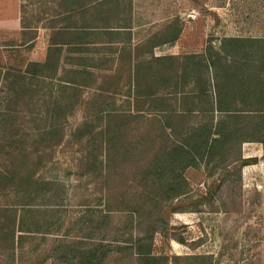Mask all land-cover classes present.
Listing matches in <instances>:
<instances>
[{"label": "rangeland", "instance_id": "obj_1", "mask_svg": "<svg viewBox=\"0 0 264 264\" xmlns=\"http://www.w3.org/2000/svg\"><path fill=\"white\" fill-rule=\"evenodd\" d=\"M108 2L112 9L101 24L105 20L108 24L103 25H133L137 41L150 39L141 44L142 56L149 46L173 36L177 29H181L178 39L161 44L157 54L200 52L209 40L217 41L224 35L264 36V0ZM58 3L0 0V102L16 93L10 90L14 79H6L9 72H16L10 70L12 67L25 70L30 61H45L52 32L46 27L50 22L46 18L58 10ZM22 24L29 28L22 30ZM36 33L37 40L21 44ZM96 44L91 43L92 51L85 52V58H91H87L89 64H95L102 56L94 53L101 47ZM64 48L65 60L74 61V56L79 55L69 46ZM105 56L104 68L90 67L95 70L93 75L87 79L78 77L87 80L88 86L61 88L58 78L74 77L70 70L75 63L65 62L56 78L28 76L26 86L19 90V103L9 99L0 104L3 110L8 106L20 110L19 116L7 124L5 133L0 125V169L14 168V158L5 150L18 146L11 134L15 124L21 128L19 145L26 149L20 157L23 161L17 164L27 174L36 170L35 178L41 179L40 188L37 185L30 194L29 190L26 192L25 199L31 203L24 214L22 205L14 204L23 200L22 194L12 189L7 194L0 193L2 221L5 209L1 207H14L18 216H25L26 226L32 230L25 233L21 244L16 243L14 253L9 243L0 245L1 263L78 264L83 248L100 246L106 253L102 264H137L132 249L136 237L154 232L152 252L158 258L152 264H264L262 143L243 144V156L256 157L257 161L244 165L240 171L237 164L220 171L215 161L208 162L206 158L200 168H187L184 177L189 184L179 191V185L173 187L177 181L172 179L165 197L156 203L153 197H162L160 191H155L159 184L146 181L141 168L155 151L149 157L146 153L136 155L135 146L141 144L143 150L146 141L140 138L139 129L131 130H147L151 124L123 126L130 127V132L122 139H112V134L105 131L108 123L112 129L122 124L106 119L111 110L135 111L130 84L136 82V74L138 77L142 68L148 72L144 79L152 77L148 67L152 56H141L134 70L127 57L116 60L117 55L112 53ZM33 90L37 93L30 99ZM51 126L56 130L53 134ZM44 129L48 132L43 136L35 133ZM173 139L174 135L169 142ZM48 143L54 146L44 152ZM39 158L42 164L37 163ZM139 204L154 210L151 221L143 218L148 215L149 210H145L142 223L136 219L131 223L128 210L140 208ZM123 228L125 231H121Z\"/></svg>", "mask_w": 264, "mask_h": 264}, {"label": "trees", "instance_id": "obj_2", "mask_svg": "<svg viewBox=\"0 0 264 264\" xmlns=\"http://www.w3.org/2000/svg\"><path fill=\"white\" fill-rule=\"evenodd\" d=\"M57 1L58 10L53 16L46 18L50 21L46 27L51 28L52 32L45 61H30L25 70L12 67L10 70L16 72H9L6 79H14L10 82V90L13 89L16 93L4 98L0 104L9 99L11 102L19 103L22 100L19 90L26 86L25 80L28 76L33 79L38 75L56 78L63 69L62 63L74 62L75 66L70 70V73L74 74L73 78L68 80L62 76L58 78L61 88L88 86L87 80L81 81L79 78L87 79L93 75L95 70L90 67L100 69L103 67L100 58L96 59L95 64H89L87 58H91L87 56L85 58L84 54L92 51V48H89L91 43H97L95 45L97 46L104 38L109 39L108 44H115L113 39L119 31L116 29L122 26L103 25L108 24L105 20L101 24L103 17L106 14L108 16L112 9L109 8L112 7L109 0ZM23 26L29 27L25 24ZM180 32L181 29H177L173 36L162 38L156 45L173 42L179 37ZM36 37L37 33L21 44L31 43ZM96 38L99 40L95 41ZM65 46H69L70 51L77 52L80 56L74 58V61L65 60ZM100 48L102 47L97 48L96 52H100ZM114 48H110L111 52L115 51ZM148 67L152 75L150 79L143 78L148 72L146 68H142L138 71V77L136 74V82L130 84L135 111L111 110L106 119L112 118L116 120L115 123L122 124L112 129L108 123L105 131L112 134V139H122L130 132V127L123 126L151 124L147 130L137 127H131V130L139 129L140 138L146 141L143 150H140V146L143 145L135 146L136 155L146 153L149 157L155 151L153 157L146 160L141 168L146 181L151 179L155 185L159 184L155 191H160L162 197L159 199L158 196H154L156 203L165 197V189L171 186L172 179L177 181L173 187L179 185V191L184 184L188 185L184 171L190 167L200 168V163L205 158L208 162L215 161L220 171H227L232 164H237L240 171L244 165L257 161L256 157L243 156L242 148L244 143L256 141L262 143L264 149V36L224 35L217 41L209 40L205 49L200 52L152 55ZM34 92L30 99L35 97L37 90ZM19 111L11 106L4 110L0 109V125L4 127L2 133L8 129L7 124L10 120L19 116ZM12 127H15L11 131L12 138L18 146L5 150L14 158L11 163L14 168L0 169V193L7 194L12 189L16 194H22L23 200L14 204L22 205L24 214V211L29 210L31 203L25 199L26 192L29 190L30 194L31 189L37 185L40 188L41 179L35 178L36 170L27 174L21 169V165L17 164L23 161L20 157L26 153V149L19 145L21 128L15 124ZM54 131L56 130L52 128V134ZM47 132L48 130L44 129L42 131L44 134L35 133L43 136ZM172 135L175 139L169 142ZM108 143L107 148L111 149ZM152 144L153 146H150ZM53 146L54 144L48 143L44 152ZM126 154H130V151H126ZM38 160L37 163L42 164L41 159ZM172 174L174 177L169 178ZM166 185L168 187H165ZM139 206L138 209L128 210L131 223H134L135 219L142 223L141 215L143 216L145 210L149 211L143 218L151 221V213L154 210L143 208L141 204ZM2 208L5 209V221L0 217V245L9 243L14 253L16 243L21 244L25 233L32 230L26 226L25 216L22 217V214L18 216L17 209L1 207V210ZM108 211L111 212L110 209ZM108 214L110 213L106 216H110ZM125 228L121 231H125ZM153 243L154 232L136 237L132 249L137 264H152V261L158 258L152 252ZM62 257L67 259L64 255ZM105 257L106 253L100 246H92L80 251L77 263L102 264Z\"/></svg>", "mask_w": 264, "mask_h": 264}, {"label": "crops", "instance_id": "obj_3", "mask_svg": "<svg viewBox=\"0 0 264 264\" xmlns=\"http://www.w3.org/2000/svg\"><path fill=\"white\" fill-rule=\"evenodd\" d=\"M19 2H20V0H19ZM28 28L29 27H24L22 24V30H26ZM134 29L135 28L133 27V25H122V27L117 28L116 30H119V31L115 35L116 37L113 39V41L115 42V44H113V45L108 44L107 41L109 39H105V38L101 39V40H103L100 43V46L102 48H100V52H99L100 55H102V56H100L101 66H103L104 60L107 59V57H108L105 55H108V53H112L113 56L117 55L115 58L116 60H121V59L127 57V59L129 60L128 65H130L132 70H134V68L136 66V62L141 61L142 53H139V49L141 47L142 42L146 43V42H148V40H150L149 38H145L144 41L143 40L137 41L136 32L134 31ZM38 38H39V35L35 38V40H37ZM167 43H172V42H167ZM167 43H164V44H167ZM156 44H158V43H155L154 45L149 46V48H148L149 51H147V53L143 52V54H145V55H143L142 57H144L146 59H150V57L152 55H155V56L179 55V54H157L156 49L161 44L160 45H156ZM105 45H109V46L105 47ZM110 46L115 47L114 52H111ZM74 53H77V52H74ZM94 53H96V49H94ZM78 56H80V54ZM78 56H74V57H78ZM84 56H85V54H84ZM101 68H104V67H101Z\"/></svg>", "mask_w": 264, "mask_h": 264}]
</instances>
